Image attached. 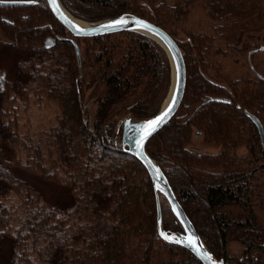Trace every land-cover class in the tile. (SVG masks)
Returning a JSON list of instances; mask_svg holds the SVG:
<instances>
[{
    "label": "trees",
    "instance_id": "obj_1",
    "mask_svg": "<svg viewBox=\"0 0 264 264\" xmlns=\"http://www.w3.org/2000/svg\"><path fill=\"white\" fill-rule=\"evenodd\" d=\"M38 1L27 7L0 5V264H202L190 251L159 238L149 174L114 133L113 118L129 108L137 118L157 113L171 74L164 49L134 32L94 38L87 79L79 78L73 43L60 39L65 29L46 1ZM62 3L83 20L132 13L165 29L162 8L183 14L190 5L188 0L173 7L140 0ZM205 3L213 20L237 19L248 9V0ZM51 34L58 39L46 48L44 40ZM240 35L229 47L247 52L252 46L242 43ZM189 36L190 41L179 44L187 68L183 104L149 141L147 152L160 164L217 257L236 264H264V208L260 202L257 211V170L252 167L264 158V147L242 111L256 113L257 99L251 89L239 91L234 84L238 81L228 84L230 94L211 80L206 66L213 41L202 33ZM31 95L56 102L61 115L48 129L20 133L9 118L15 102ZM226 96L230 103L218 99ZM259 116L264 123V112ZM195 129L207 145L222 150L193 151ZM242 132L249 151L244 166L238 165L240 158L232 150ZM24 173L59 187L65 197L47 201L22 177ZM11 195L21 196L24 213L19 217L4 204ZM176 230H181L179 225ZM231 242L244 246L243 258L228 255Z\"/></svg>",
    "mask_w": 264,
    "mask_h": 264
},
{
    "label": "rangeland",
    "instance_id": "obj_2",
    "mask_svg": "<svg viewBox=\"0 0 264 264\" xmlns=\"http://www.w3.org/2000/svg\"><path fill=\"white\" fill-rule=\"evenodd\" d=\"M140 1H143L148 5L149 4L151 5L153 3H165L167 7H173L182 0H140ZM188 1H190V5L184 8V12H182L183 14H181V12L179 14H176V12L173 13V11L171 10L167 11L165 10V8H162L161 17L164 23H166L167 29H165L164 27L162 28H164L166 31L172 34V36L176 39L178 44L185 42L187 43L188 41H190L189 38L190 33H202L209 36L213 41L214 49L211 50L209 54V58H207L208 61L206 66V75L214 82L220 84L228 85L229 83H231V81H238V84L237 83L234 84L237 85L239 91H243L244 89L252 90L253 81L255 80V77L247 60V52H241V51L238 52L237 50L234 51L229 46L231 43L237 40L238 32L240 34V32L243 29L245 30L244 41L247 42L250 41L252 36L251 34H253L252 28H254L255 25V22L253 21L254 18L249 17L246 20H244V16L241 15L238 16L237 19L234 17H228L226 19L213 20L208 15V8L205 6L206 4L205 0H188ZM170 15H172L173 18H171ZM83 21L97 22V21H87V20H83ZM232 22L236 25L234 28H232V24H231ZM119 34L121 33H117L113 35H119ZM49 37L55 38L56 40L58 39V37L54 34L49 35L47 38ZM117 37L118 36H115V39H117ZM64 38H68V39L71 38L70 34L67 31H66V36ZM46 39L44 40V43ZM120 39L122 41H125V38H120ZM1 40H2V35L0 34V41ZM75 40L79 44L81 51V60L79 64L74 48V52L78 64V75L79 78L87 79L88 76L87 74L89 71L88 66L91 64V61L89 60L90 58L88 57V52H90L89 45L90 46L92 45L91 44L92 39H75ZM167 58L170 65V73H171L170 81L167 91L163 96L162 102L159 106V109L162 107L163 101L168 95L172 80V68L168 55ZM123 113L124 112L114 117L112 120L114 122L115 136L118 137L120 135L118 133L117 123L120 119V116L123 115ZM60 115H61V111L58 105L56 104V102L47 98H39L36 95H31L28 100L18 99L15 102V108L9 119H12L13 122L17 125V129L20 133L34 134L39 130L48 129L51 126L55 125L58 122ZM195 131L196 129L194 130L190 145L193 151L196 150L199 152H208L211 154H215V153H219L222 150L221 146L217 147L214 145H207L204 142L203 136H201L200 138H196ZM118 140L121 142L120 139ZM238 142L241 144V146L238 148L237 156L240 158V160L237 161V163L240 166H244L246 163L244 162L245 157L248 156L249 154L248 144L246 139L244 140V142H241V140L238 139ZM235 151H237L236 148ZM262 163H264V158L263 159L261 158L260 162L254 163L252 167L253 168L258 167V165L259 164L261 165ZM262 165L263 167L256 171L255 180H254L257 188L256 192H258V196H257L258 212H259L260 202H261V206L264 208V164ZM22 177L26 178L32 184H34L42 192L45 199L49 202L54 203L58 199H63L65 197V193L63 192L62 189H60L55 185L44 183L38 177L29 175L27 173L22 174ZM20 200H21L20 195H11L4 202L7 208L11 211L13 217H19L20 214L22 215L24 213L23 207L20 205ZM196 207L197 206L194 205L193 209L199 210V206L197 207V209ZM167 210H168V215H164L165 228L167 227L168 230L170 231H177L176 230L177 225L179 224L168 205H167ZM16 225H17V221H13V226ZM179 227L181 229L180 225ZM243 254H244V246L241 243L231 242L229 244L228 255L230 257L243 258L244 256ZM229 264H236V263L234 261H230Z\"/></svg>",
    "mask_w": 264,
    "mask_h": 264
},
{
    "label": "water",
    "instance_id": "obj_3",
    "mask_svg": "<svg viewBox=\"0 0 264 264\" xmlns=\"http://www.w3.org/2000/svg\"><path fill=\"white\" fill-rule=\"evenodd\" d=\"M45 1L54 18L70 34L71 38L69 39L74 45L79 64L81 51L75 39H94L117 33L134 32L148 36L164 49L170 59L172 68V80L168 95L170 90L172 92L168 103L164 105L166 97L162 107L156 114L150 117L137 118L131 112L130 108L124 111L117 123L120 136H116V138L121 140L123 148L134 156L149 174L156 199L157 231L159 238L167 244L179 246L190 251L202 264H226L224 258H218L207 246L177 199L160 164L147 152V144L149 141L174 119L184 101L187 87V68L184 54L176 39L161 26L132 13L117 15L97 22H85L74 17L64 7L61 0ZM38 3V0H0L1 6L9 7H27L37 5ZM78 20L87 23V25L79 23ZM121 20L126 23L118 24L117 22ZM109 25L113 27H105ZM60 39L67 38L61 37ZM55 44L56 39L52 37L47 38L44 43L46 48H51ZM166 112L167 115L164 116ZM247 115L257 126L262 144L264 145V128L261 121L250 112ZM162 116L164 118L161 120L160 118ZM156 120L160 122L154 128L145 130L143 126ZM195 135L198 137L201 133L197 131ZM161 199L170 207L182 231L173 232L165 228ZM165 235L171 237V239H165Z\"/></svg>",
    "mask_w": 264,
    "mask_h": 264
},
{
    "label": "flooded vegetation",
    "instance_id": "obj_4",
    "mask_svg": "<svg viewBox=\"0 0 264 264\" xmlns=\"http://www.w3.org/2000/svg\"><path fill=\"white\" fill-rule=\"evenodd\" d=\"M248 7V9L243 12V16H244V20H246L249 17H253V21L255 22L254 28H252V33L251 34V39L249 42L244 41L245 37V30L243 29L241 31V35H240V41L242 43H249L252 48L247 51V60L249 62V66L254 74L255 80L253 81V92L255 94V97L257 99V110L256 113L255 112H251L247 109L242 108V111L246 114L247 118L251 121V123L254 125L259 138H260V143L261 145L264 147V145L262 144L261 141V137H260V133L259 130L257 128V126L254 124V122L248 117L247 113L250 112L253 115H255L256 117H258V119L261 121L263 128H264V123L263 121L260 119V112H264V0H248V4H245L244 7ZM243 7V8H244ZM243 11V9H242ZM246 12V13H245ZM248 12V13H247ZM246 14V15H245ZM248 16V17H247ZM253 58V61H252ZM223 86L225 87V89L227 90L228 93L232 94L233 90L229 85L223 84ZM220 99V98H218ZM224 102L230 103L231 99L226 96V97H222ZM238 108H241L242 105L241 103L237 104ZM198 130L195 131V134ZM200 132V131H199ZM201 135L200 136H196V138H200L201 136H203L202 132H200ZM239 140H241V142H244V134L243 132L240 133L239 135ZM241 146V144L239 142H237L236 146L234 148H232V150L235 151V148L237 149V151H235L238 154V148ZM259 166L255 167L254 170H259ZM224 258V257H223ZM225 259V258H224ZM229 263V261L225 260V263ZM227 263V264H228Z\"/></svg>",
    "mask_w": 264,
    "mask_h": 264
},
{
    "label": "snow or ice",
    "instance_id": "obj_5",
    "mask_svg": "<svg viewBox=\"0 0 264 264\" xmlns=\"http://www.w3.org/2000/svg\"><path fill=\"white\" fill-rule=\"evenodd\" d=\"M118 24H123V23H126L125 21L121 20V21H118L117 22ZM105 27H113L112 25H109V26H105ZM175 100V98H174ZM170 110V109H169ZM167 115V112L164 114V116ZM164 117L162 116L160 119L162 120ZM160 121L159 120H156V121H152L151 123H149L148 125H145L143 126L145 128V130H148V129H152L154 128L155 125H157ZM163 235V234H162ZM165 239H171V237L165 235L164 236ZM191 243V241H189Z\"/></svg>",
    "mask_w": 264,
    "mask_h": 264
},
{
    "label": "bare ground",
    "instance_id": "obj_6",
    "mask_svg": "<svg viewBox=\"0 0 264 264\" xmlns=\"http://www.w3.org/2000/svg\"><path fill=\"white\" fill-rule=\"evenodd\" d=\"M79 23H81L83 25H87V23H84L83 21H79ZM171 92H172V90H170V93L167 96L166 101L164 102V105H166L168 103V101L170 99ZM161 208H162L163 216L168 215L167 204L165 203V201L163 199H161Z\"/></svg>",
    "mask_w": 264,
    "mask_h": 264
}]
</instances>
